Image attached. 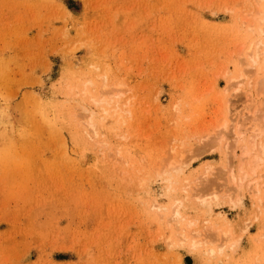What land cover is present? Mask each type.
I'll use <instances>...</instances> for the list:
<instances>
[{"label": "rangeland", "instance_id": "1", "mask_svg": "<svg viewBox=\"0 0 264 264\" xmlns=\"http://www.w3.org/2000/svg\"><path fill=\"white\" fill-rule=\"evenodd\" d=\"M263 66L264 0H0V264H264Z\"/></svg>", "mask_w": 264, "mask_h": 264}, {"label": "bare ground", "instance_id": "2", "mask_svg": "<svg viewBox=\"0 0 264 264\" xmlns=\"http://www.w3.org/2000/svg\"><path fill=\"white\" fill-rule=\"evenodd\" d=\"M256 54V53H255ZM255 56V55H254ZM256 58H257V56H256ZM253 63L255 64L256 63V60L254 59V61H253ZM253 65V64H252ZM262 71H263V80H262V82H261V86H262V88L264 89V66L262 67V69H261ZM83 111L84 112H87L88 110H86L85 108H83ZM90 114V113H89ZM222 127V126H221ZM263 147H264V145H261L260 146V148L262 149V151L264 150L263 149ZM247 151V150H246ZM244 152V154L246 155V154H248V151L247 152ZM249 155V154H248ZM247 155V156H248ZM232 175V174H231ZM246 176V175H245ZM232 177H233V175H232ZM235 178V177H234ZM233 179V178H232ZM242 181V180H241ZM231 182H232V184H234L233 183V181L231 180ZM242 183V182H241ZM257 187V186H256ZM260 188V187H259ZM258 187H257V189H254V190H256L257 192L258 191H260V189H259ZM202 204V203H201ZM179 204H176V207L178 206ZM202 205H204V202H203V204ZM172 220H174L175 221V223H176V221H178V219H179V214H178V212H177V210H175L174 212H173V214H172ZM177 224V223H176ZM192 247H194V248H196L197 247V244L195 243V242H193L192 243ZM211 252V254L213 253L212 252V250L210 251Z\"/></svg>", "mask_w": 264, "mask_h": 264}]
</instances>
